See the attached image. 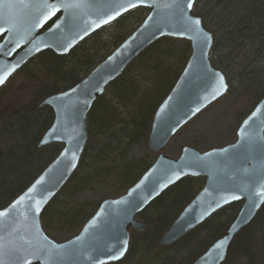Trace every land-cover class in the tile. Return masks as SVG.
<instances>
[{"label":"trees","instance_id":"trees-1","mask_svg":"<svg viewBox=\"0 0 264 264\" xmlns=\"http://www.w3.org/2000/svg\"><path fill=\"white\" fill-rule=\"evenodd\" d=\"M192 10L213 37L211 65L225 76L229 93L250 94L253 108L264 95V0H195ZM147 13L148 9L137 8L116 19L110 25L120 31L110 42L100 40L102 28L66 55L45 50L20 69L45 82L40 81L27 105L8 115L0 114V208L20 194L61 149L57 143L38 147L53 121L51 108L42 105V101L85 77ZM130 22L133 28L125 31ZM190 51L185 39H158L106 87L87 115L88 138L77 169L41 213L43 229H80L99 203L86 212L87 202L61 204L62 196H78L109 179L122 187L131 186L149 168L153 162L149 164L141 158L143 167L139 174L129 181L120 179L124 168L139 161L123 158L138 144L145 146L154 112L172 88ZM119 155L122 158L114 164ZM204 182L203 177L183 178L153 200L137 215L144 230L130 231L125 257L109 264H128L136 256L133 264H191L225 233L241 206L240 201L231 203L175 243L160 246L163 233ZM222 264H264V204L234 237Z\"/></svg>","mask_w":264,"mask_h":264},{"label":"water","instance_id":"water-1","mask_svg":"<svg viewBox=\"0 0 264 264\" xmlns=\"http://www.w3.org/2000/svg\"><path fill=\"white\" fill-rule=\"evenodd\" d=\"M88 3L99 8L100 5L106 3V0H88ZM139 7L148 8L149 11L140 25L130 35L79 82L64 91L48 96L42 101V105L51 108L53 121L41 136L38 147L57 143L61 145V149L40 174L6 206L1 207L0 211L7 210L10 214L16 215L20 213L34 214L27 212L30 203L27 198L21 204H18L16 208H12L11 205L28 193L33 185H36V190L30 194L36 200H40V211L36 215V227L40 230L42 236L47 237L46 243L49 246L69 245L70 242L76 241L78 236H83L86 242L90 241L95 245L93 250L89 252V256L96 259V264L115 263L122 260L128 251L130 231L141 232L144 230V223L137 219V215L143 209L181 179L203 177L205 179L203 187L178 213L159 239V245L165 247L173 244L183 235L203 223L214 212L231 203L240 201L241 206L225 233L191 263L222 264L236 234L252 221L264 204V198L250 197L249 195L253 191L260 190L259 182L264 179V148L259 144H250L246 138V130L247 134H250L259 129L260 135L264 136V96L238 125L236 140L233 143L204 152L185 146L176 159L163 154L162 151L165 145L186 123L227 92L225 76L210 63L209 54L213 37L210 32L204 29L202 22L200 24L201 29L210 37V43L203 50L205 54L201 53L195 35H174L168 27H161L160 30H157L156 25L161 21L156 16L151 0L146 4H138L134 8H129L107 24H101L98 28L92 25L86 35L81 32L78 36L68 37L67 40L63 39L65 35L63 33H59L55 38H52L53 34L48 32V29L55 23L61 22L59 18L63 16V10L57 12L41 27L33 29L30 35L21 40L20 35L31 22L29 15L31 10L22 6L11 7L8 11L18 17V27L11 32L7 30L0 32V44L6 45V51H11V55L0 56V60L6 61L3 66L4 71L12 68L17 62L19 63L15 70L7 76L4 83L29 59L40 52L51 50L57 55H66L95 31ZM192 9L190 15L201 21ZM99 10L103 11V9ZM167 11V9H161L162 14ZM88 12L89 14L84 19L88 21L97 19L95 9H89ZM149 17H153V19L149 20ZM51 21L52 23L44 29ZM0 27L7 29L8 24L0 21ZM57 31L59 32V30ZM163 37L186 39L190 43L191 51L182 71L166 97L156 108L152 118L147 146L151 152L157 154L156 159L125 193L119 197L101 201L94 214L82 225L75 236L63 242L52 239L42 228L41 213L78 167L87 142V115L93 103L140 53ZM17 42L19 47H17ZM44 42H47V44ZM36 44H39L38 50L35 47ZM68 44L71 46H68ZM64 47H67L66 51ZM220 77H223L225 88L222 94L213 99L214 90H218L220 86ZM3 84H0V87ZM73 89L76 91L73 92ZM64 93H69V95L64 96ZM257 109H261V111L257 112ZM253 112L257 114L252 120H249ZM245 121H248L247 125ZM208 153L213 155L206 156ZM197 157L201 159L197 160ZM205 161H216L219 163V167H203L202 164ZM249 177L255 182H250ZM37 181H41V184H37ZM245 185H247L245 191L241 192L240 189ZM42 188H47L48 191L41 198L37 195V192ZM233 196H239L240 198L232 199ZM250 198L256 200L259 207H254L250 218L244 222V215L249 208ZM234 225L236 227H233ZM20 237H23V239H20ZM7 239L13 245H23L24 248L28 249L26 255H30L32 249L28 247L25 241L36 243V238L32 235V229L25 231L22 227L18 232L9 235ZM125 241L126 246L124 245ZM221 241L225 242L223 259L215 261L214 257L217 254L215 245ZM76 243L79 242L76 241ZM109 248L112 249L111 253L107 252ZM119 250H123L122 256L119 255ZM113 254L117 255L118 258L109 259L108 256ZM31 264H43V262L31 259ZM76 264H93V261L92 259H80L76 261Z\"/></svg>","mask_w":264,"mask_h":264},{"label":"snow or ice","instance_id":"snow-or-ice-1","mask_svg":"<svg viewBox=\"0 0 264 264\" xmlns=\"http://www.w3.org/2000/svg\"><path fill=\"white\" fill-rule=\"evenodd\" d=\"M148 2L149 0H106V3L97 8V6L88 3V0H0V21L8 24L7 29L0 27V32L5 30L11 32L18 27V17L8 11L11 7L22 6L31 10L29 13L31 22L20 35L21 40L30 35L33 29L41 27L45 22L55 16L57 12L63 10V16L59 18L63 26L61 22H57L48 29V32L53 34L52 38H55L59 33H63L65 34L63 39L67 40L68 37L78 36L81 32L86 35L92 25L98 28L101 24H107L129 8H134L138 4H146ZM151 4L156 11V16L161 21V23L156 25L157 30H160L161 27H168L172 30V34L174 35H195L201 53L205 54L203 50L210 43V37L201 29V21L190 15L194 0H160V2H158V0H151ZM89 9H95L97 11L96 20L88 21L84 19V17L89 14ZM99 9H103V11ZM161 9H167L168 11L162 14ZM152 19L153 17H149V20ZM57 30H59V32ZM44 43L47 44V42ZM68 46L71 45L68 44ZM17 47H19L18 42ZM35 47L38 50L39 44H36ZM5 49L6 45L0 44V56L11 55V51H6ZM64 50L66 51L67 47H64ZM12 51H14V49H12ZM18 63L19 62L13 65L12 68L4 71L3 66L6 64V61L0 60V84L4 83L7 76L18 66ZM224 88L223 77H220L219 89L214 90L212 98L215 99L216 96L222 94ZM72 91L75 92L76 90L73 89ZM63 95L68 96L69 93H64ZM196 110L198 111L199 109ZM259 111H261V109H257V112ZM256 114V112H253L249 120H252ZM247 123L248 121H245L246 125ZM54 131L56 130L54 129ZM246 138L250 144H259L264 148V136L260 135L259 129L250 134H247L246 130ZM211 155L213 154H206V156ZM200 159L201 158L197 157V160ZM202 166L218 168L219 163L216 161H205ZM249 181L255 182L251 177H249ZM259 183L260 190L250 193V197L256 196L264 198V179H261ZM37 184H41V181H37ZM246 187L247 185L242 187L240 191H245ZM34 190H36V185H33V187L28 190V193L21 196L11 205L12 208H16L18 204H21L27 198L30 202L27 212L34 214L26 215L25 213H20L16 215L10 214L7 210L0 211V264H31V259L40 260L43 264H76V261L80 259H92L93 264H96V259L89 256V252L93 250L95 245L90 241L86 242L83 236H78L76 238V241L79 243L73 241L70 242L69 245L49 246V244L46 243L47 237L42 236L40 230L36 227V215H38L40 211V200H36L30 195ZM47 191V188H42L37 192V195L42 198L43 194ZM239 198V196L232 197V199ZM254 207H259V203L250 198L249 208L245 211L244 222L250 218L251 211ZM21 227L25 231L32 229V235L36 238L35 244H33L32 241H25L28 247L32 249L30 255L25 254L28 249L24 248L23 245H13L7 239L12 233L18 232ZM233 227L236 226L234 225ZM20 239H23V237H20ZM124 245L126 246V241ZM224 245V241L215 245V249L217 250V254L214 257L215 261L223 259ZM107 252L111 253L112 249H107ZM119 255H123V250H119ZM108 258L117 259L118 256L113 254L109 255Z\"/></svg>","mask_w":264,"mask_h":264},{"label":"rangeland","instance_id":"rangeland-1","mask_svg":"<svg viewBox=\"0 0 264 264\" xmlns=\"http://www.w3.org/2000/svg\"><path fill=\"white\" fill-rule=\"evenodd\" d=\"M133 25L134 24L131 23V26L125 28V31L129 28L132 29ZM103 29L100 40L106 43L110 42L114 34L120 31L117 27L115 28V26L112 25ZM40 81L41 80H36L26 75L20 70L12 74L4 85L0 87V114L8 115L16 109L27 105L39 88L38 85ZM44 82L45 80L43 78L41 83ZM252 106V99L249 93L242 91L229 93L227 90L226 94L211 103L185 124L165 145L162 151L163 154L169 158L176 159L179 156L181 149L185 146L193 148L199 152H204L212 148H220L233 143L236 140V129L241 118L249 113ZM237 115H240V118H236ZM156 157L157 154L149 150L146 141L145 146L141 143L129 150V154L125 155L123 159L128 160L132 158L133 161H136L144 158L150 164L154 162ZM121 158L122 157L119 155V157L114 159L113 163L118 164V159ZM142 167L143 162L139 160L129 167L124 168L120 174V179L123 181L132 180L139 174ZM104 181L95 185L94 188L88 192H84L75 197L66 194L65 196H62V199L59 201H61V204L72 202H77L78 204L81 202H87L86 212H89L92 205L96 202L100 203L101 200L104 199L116 198L122 195L130 187L129 185L123 187L119 186L118 182L113 179ZM94 212L95 211L91 213L90 217ZM79 230L80 229L71 231L68 228L44 229L49 237L59 242L70 239L75 236ZM134 232L140 233L136 231ZM136 259L137 256L132 258L128 264H133V262L136 263Z\"/></svg>","mask_w":264,"mask_h":264},{"label":"bare ground","instance_id":"bare-ground-1","mask_svg":"<svg viewBox=\"0 0 264 264\" xmlns=\"http://www.w3.org/2000/svg\"><path fill=\"white\" fill-rule=\"evenodd\" d=\"M124 15H125V14H124ZM122 16H123V15H122ZM140 23H141V22H140ZM140 23H139V24H138V25H137V26H136V27H135V28H134V29H133L128 35H130V34H131V33H132V32H133V31H134V30L140 25ZM110 24H111V23H110ZM110 24H108L107 26H109ZM107 26H105V27H107ZM140 54H141V53H140ZM140 54H139V55H140ZM139 55H138V56H139ZM138 56H137V57H138ZM137 57H136V58H137ZM263 96H264V95H263ZM263 96H262V97H263ZM259 101H260V100H259ZM144 172H145V171H144ZM144 172H143V173H144ZM143 173H142V174H143ZM142 174H141V175H142ZM141 175L135 180V182H137V181L139 180V178L141 177ZM135 182H134V183H135ZM134 183H133V184H134ZM173 185H174V184H173ZM173 185H172V186H173ZM170 187H171V186H170ZM167 189H168V188H167ZM167 189H166V190H167ZM160 195H161V194H160ZM160 195H159V196H160ZM159 196H158V197H159ZM154 200H155V199H154ZM216 212H217V211H216ZM214 213H215V212H214ZM214 213H213V214H214ZM247 225H248V224H247ZM247 225H246V226H247ZM246 226H245V227H246ZM242 229H243V228H242ZM242 229H241V230H242ZM241 230H240V231H241ZM240 231H239V232H240ZM239 232H238V233H239ZM238 233H237V234H238ZM186 234H187V233H186ZM237 234H236V235H237ZM183 236H184V235H183ZM178 240H179V239H178ZM174 243H175V242H174ZM160 246H161V245H160ZM199 256H201V254H200ZM199 256H198V257H199ZM198 257H197V258H198ZM197 258H196V259H197Z\"/></svg>","mask_w":264,"mask_h":264},{"label":"flooded vegetation","instance_id":"flooded-vegetation-1","mask_svg":"<svg viewBox=\"0 0 264 264\" xmlns=\"http://www.w3.org/2000/svg\"><path fill=\"white\" fill-rule=\"evenodd\" d=\"M57 17H58V16H57ZM57 17H56V18H57ZM51 23H52V21H51L50 23H48V24L44 27V29H46ZM29 60H30V59H29ZM27 62H28V61H27ZM27 62H26V63H27ZM26 63H25V64H26ZM25 64H24V65H25Z\"/></svg>","mask_w":264,"mask_h":264}]
</instances>
